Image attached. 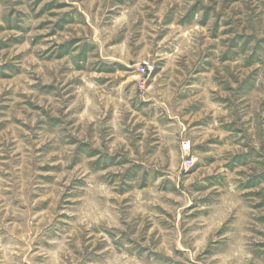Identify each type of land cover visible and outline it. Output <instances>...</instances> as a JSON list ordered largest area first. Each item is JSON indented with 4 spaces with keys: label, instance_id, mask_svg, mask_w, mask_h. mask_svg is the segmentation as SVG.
Here are the masks:
<instances>
[{
    "label": "rangeland",
    "instance_id": "rangeland-1",
    "mask_svg": "<svg viewBox=\"0 0 264 264\" xmlns=\"http://www.w3.org/2000/svg\"><path fill=\"white\" fill-rule=\"evenodd\" d=\"M0 264H264V0H0Z\"/></svg>",
    "mask_w": 264,
    "mask_h": 264
},
{
    "label": "built area",
    "instance_id": "built-area-1",
    "mask_svg": "<svg viewBox=\"0 0 264 264\" xmlns=\"http://www.w3.org/2000/svg\"><path fill=\"white\" fill-rule=\"evenodd\" d=\"M182 147H183V150H184V151H188V150L190 149V145H189V143H183V144H182Z\"/></svg>",
    "mask_w": 264,
    "mask_h": 264
}]
</instances>
